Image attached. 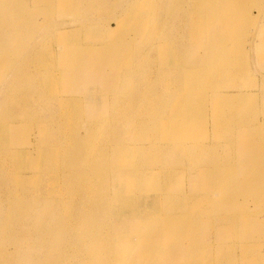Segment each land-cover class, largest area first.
I'll return each instance as SVG.
<instances>
[{"label":"bare ground","instance_id":"1","mask_svg":"<svg viewBox=\"0 0 264 264\" xmlns=\"http://www.w3.org/2000/svg\"><path fill=\"white\" fill-rule=\"evenodd\" d=\"M255 1L157 0L139 15L144 0H0V264H226L239 225L246 248L264 247L263 182L249 194L263 176L264 126L243 115L257 94L234 66L253 45ZM77 3L93 17L75 11L70 27L31 39L40 13ZM87 24L83 43L64 39ZM210 27L233 32L203 58ZM44 99L56 112L37 117ZM211 103L219 146L195 141L210 132ZM37 128L47 138L33 151ZM149 172L164 177L159 188ZM239 173L243 193L228 192ZM151 200L153 214L140 206Z\"/></svg>","mask_w":264,"mask_h":264},{"label":"rangeland","instance_id":"2","mask_svg":"<svg viewBox=\"0 0 264 264\" xmlns=\"http://www.w3.org/2000/svg\"><path fill=\"white\" fill-rule=\"evenodd\" d=\"M124 1H128V0H124ZM156 1L157 0H144V2L140 3V5L137 7V9H138L137 11L139 12V15L143 14V12H145L148 9V7H150L152 4L156 3ZM251 1H253V0H251ZM255 3L256 4H253V6H250L251 7L250 8V13H251L252 17L254 15H258V18H257L258 20L256 19L257 21L252 23V25L249 26L250 28L248 27V29L246 30V38H245V39H248V38L250 39V37L252 36L250 29H251V27H253V31L255 32L254 33L255 35L253 36L254 38L252 40L253 41V45L251 46V44H250L251 41H249V43H247L245 45L246 50H249V49L250 50L243 56L242 60H241V57L237 59V56H236V63H234L235 64L234 66L236 68L241 67V69L244 71V74H242L241 77H244L246 82L244 83V86H243L242 89L243 90L245 89L246 91H251V92L254 90L253 92H255V94H257L255 99L254 98L253 99H249L247 101H244L243 104H241L242 107H243V115L248 116V113H251L252 117L254 116L255 122L263 124V126H264V94H263L264 93V0H256ZM70 6L71 7L69 8V10H66V11H65V7H64V10H60V11L56 7V9H53L51 12H47L46 13V11H43L42 13H40L39 17H41V18H40L39 21H37L38 24L36 22V23L32 24V26L30 28H26L27 31H29V30L32 31V33L30 34L31 39H33V40L35 39L36 40V38H38L40 36L42 31L45 30L44 28H46V31L48 32V33L45 32L46 34H53L54 32H56V30H55V29H57L56 27H58V26L60 27L64 23H65L64 25H68V26L70 25L71 26L72 25L71 21L75 22L74 20H76V18L78 16H79L78 17L79 19L80 18L81 19H87V18L89 19V18L93 17V16L91 17L93 11H92L91 14L88 13L87 18L85 17L86 16V12H87L86 11L87 7H85L84 3H77V5H76L77 7L76 8H74L73 5H70ZM55 10H56V12H55ZM75 11L78 13V16L75 15V13H76ZM73 14H74V16H73ZM102 15H103L102 13L97 12L96 14H94V17L96 19H98V18H101ZM50 16H55V17L53 18V20H51L52 17H50ZM154 18L156 20L153 19L152 21H155L156 23L160 19L159 15H155ZM247 19H249V18H247ZM64 20H65V22H64ZM81 22H83V21H81ZM52 23H53L54 26L51 25ZM152 23L154 24V22H152ZM246 23H247V25L250 24V22H247V20H246ZM39 24H40V26H39ZM45 25H46V27H45ZM87 25L88 26H85V27H83V25H82L81 26L82 29H80L81 27L79 28L82 31H80V32L78 31V32L72 33L73 36L72 35H65L64 39H67V37H68L69 40L73 39L75 41L83 43L82 38L85 39V37L88 34L90 28L93 30V27L89 26L90 24H87ZM47 26H51V27H47ZM50 30H51V32H50ZM231 31L232 30L228 27L227 30H226V33H224V35H220L219 33H222V32H220L216 27H210L209 28V32L207 33L208 35L206 34L205 38H203L204 42H206V43H203L205 46H202V48H199L200 50H202V53L204 52V54H203L204 57L203 58H205V55L210 50V49L207 50V48H210L213 44H215L214 41H215L216 38H218V37L223 38V36H228L229 37V36L232 35ZM80 33H82V34H80ZM28 37H29V34L27 36H24L23 38L25 40ZM79 37H80V39H79ZM254 45L257 46V47H259V46H263V47H262L261 50H257L256 48H254ZM192 51L193 50L190 49V54L192 53ZM213 54H214V51H213L212 55ZM150 57H151L150 58V61H151L152 55H150ZM246 59H248L247 63H246ZM211 60H213V56L211 57ZM240 61H241L242 64L240 63ZM237 64H238V66H237ZM239 64H240V66H239ZM79 65H80L79 62L78 63L76 62V65H75L76 68H79ZM2 68L3 67H0V69H2ZM1 78H2V75L0 76V79ZM221 82H223V78L219 77L215 81V83L213 85H216L217 83H221ZM213 85H211V87ZM211 87L209 88V90L211 89ZM42 91H43V89H42ZM16 101H18V98H16ZM95 101H96V103L98 102V103H100L102 105L103 101L98 100V99H95ZM39 102H41V103L32 106L33 109L35 108L34 111L36 113H38V115H40V116H37V117L46 116L47 114H50V112L52 110H55V108H53V107L56 105V103L52 99H50V100L44 99V100H40ZM214 103H211V104L208 105L209 106L208 110L210 109L209 110L210 114H209V117H208L207 124H208V130H210V132L207 133V134L206 133H201L200 137L197 136L196 139H195V141L202 142V144H204V142L205 143H212L213 142V144L216 142V140H214L213 135H212L214 131L213 132L211 131V129L214 126L213 122H215V120H217L216 115L213 114V110L215 109ZM84 105H86V103ZM55 112H56V110H55ZM96 113H98V111ZM73 118H74V116H73ZM72 124H74V123H72ZM163 125H164V123L161 124V127H163ZM40 126H44V125L41 124ZM59 126H60V124H59ZM62 126H63V124H62ZM65 127H66V125L64 126V128ZM36 130L38 132H36ZM63 130L65 132H67V130L71 131L69 126H68L67 130H65V129H63ZM55 131H56V135H60V130L57 129ZM33 132H36L35 133L36 136L35 135L33 136L30 147L33 148V151H35V149L38 150L37 149L38 145L42 146V142L47 137H46L45 131H43V130H41L39 128L35 129L31 133L33 134ZM80 132H84V130L81 129ZM160 133L163 135L164 131L162 130ZM28 134H29V132H28ZM202 137H203V140H201ZM68 138H69V135H68ZM173 139L174 138H172V141H173ZM178 139H179V136L175 138V141L178 142ZM28 140H30V138H29V136L26 135L25 136V141H28ZM186 140H187V142H192L193 143V140H189V139H186ZM132 143L139 144V141L134 139ZM215 145L219 146L218 143L217 144L215 143ZM184 150L185 149H183V151ZM202 155H205V154H202ZM180 157H182V156H180ZM185 159H186V161H188L187 160L188 159L187 156H185ZM260 163L263 166V171H262V175L263 176L261 178L257 179L259 181L257 182L256 186L252 187V189L249 190V194L257 195L259 193V189L261 187V183L262 182H263V185H264V180H263L264 179V158L261 159ZM187 164H188V162H187ZM237 164L238 163L236 161H234V165H237ZM153 173L154 172H149V176H150L149 185L151 184L156 189V188L160 187V185H161L160 183H162V181L164 180V177L162 179H160V178L155 176L157 173L156 174H153ZM151 174H153V175H151ZM241 176H242V174L239 173L238 176H237V179H235V183H237V182L239 183V184H237V187H234V188H230L229 187L228 188V192L231 193L232 192L231 190H237L238 189V192L243 193V186L241 184L242 183V177ZM184 181H182V184L185 185V190H189L190 191L189 184H186V181H185V184H184L183 183ZM123 184H124V180H123V182L121 184L122 185V190L124 191L125 188H124ZM116 185H119V182L116 183ZM263 190H264V188H263ZM152 196H153L154 200H157L156 197H154L155 195H152ZM154 200H151L146 205L141 203L140 206L148 207V211L147 210L146 211L149 214H153L161 206V204L158 205L159 202L158 203H157V201L154 202ZM239 204H241L240 206L246 205V206H248L250 208L252 206H256L257 203L255 201H253L251 198H246V199L240 198L239 199ZM262 216L264 217V213H262ZM206 217H207V215H206ZM241 218L243 220H245L247 218V216L246 217H241ZM260 218H261V216H260ZM254 223H255V221H254ZM254 223H253V225H254ZM260 228H264V223H261ZM247 234H248L247 228H245L242 225H239L237 232L233 234L237 238V244L235 246V249L232 251L235 257L232 256V260L228 261L226 264H261V263L264 264V247L261 246V245L260 246L258 245V247H256V248H254L253 246H249V248H246L248 246V245L245 244L247 242V238H248Z\"/></svg>","mask_w":264,"mask_h":264}]
</instances>
